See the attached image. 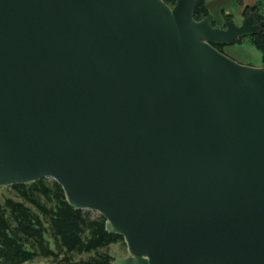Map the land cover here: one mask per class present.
<instances>
[{
	"label": "water",
	"instance_id": "95a60500",
	"mask_svg": "<svg viewBox=\"0 0 264 264\" xmlns=\"http://www.w3.org/2000/svg\"><path fill=\"white\" fill-rule=\"evenodd\" d=\"M198 1L0 0V187L57 181L114 264H264V67L213 45L260 29Z\"/></svg>",
	"mask_w": 264,
	"mask_h": 264
},
{
	"label": "trees",
	"instance_id": "16d2710c",
	"mask_svg": "<svg viewBox=\"0 0 264 264\" xmlns=\"http://www.w3.org/2000/svg\"><path fill=\"white\" fill-rule=\"evenodd\" d=\"M177 1L164 0L171 7ZM244 12H257V8L247 7ZM195 18L213 20L206 0L198 1ZM245 40L262 53L264 67V30L244 35L233 44ZM213 45L226 54L227 44ZM12 189L15 196L0 198V264L41 260H49L46 264H114L110 248L126 245L123 236L107 230L105 217L70 206L63 187L53 179Z\"/></svg>",
	"mask_w": 264,
	"mask_h": 264
},
{
	"label": "rangeland",
	"instance_id": "374dc122",
	"mask_svg": "<svg viewBox=\"0 0 264 264\" xmlns=\"http://www.w3.org/2000/svg\"><path fill=\"white\" fill-rule=\"evenodd\" d=\"M244 17L240 20H229L226 17L225 23L222 26H219L216 22L214 24L215 27L221 29H227V23L230 21H234L237 25H242L246 18L254 17L253 24L259 26V31L264 30V17L257 12L245 14ZM212 20V19H211ZM213 21V20H212ZM214 23V21H213ZM226 55L232 58L233 60L237 61L238 63L245 65V66H252L257 68L263 67V55L262 53L253 45H251L247 40H245L242 44H230L226 47ZM15 196V192L13 191L12 187H0V198L5 197H13ZM94 215H100L97 212H94ZM109 252L115 257L116 261L119 259H127L131 256L130 249L126 243V245H113ZM49 260H41L37 264H46Z\"/></svg>",
	"mask_w": 264,
	"mask_h": 264
},
{
	"label": "crops",
	"instance_id": "0c3cea01",
	"mask_svg": "<svg viewBox=\"0 0 264 264\" xmlns=\"http://www.w3.org/2000/svg\"><path fill=\"white\" fill-rule=\"evenodd\" d=\"M206 5L213 20L222 26L226 17L242 19L247 7L257 8V13L264 17V0H206Z\"/></svg>",
	"mask_w": 264,
	"mask_h": 264
}]
</instances>
